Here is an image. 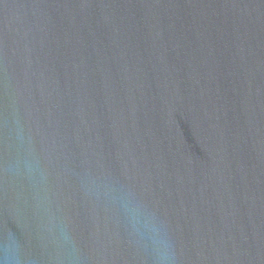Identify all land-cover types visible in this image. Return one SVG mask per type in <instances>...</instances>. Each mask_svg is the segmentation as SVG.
Returning <instances> with one entry per match:
<instances>
[{"label":"water","instance_id":"obj_1","mask_svg":"<svg viewBox=\"0 0 264 264\" xmlns=\"http://www.w3.org/2000/svg\"><path fill=\"white\" fill-rule=\"evenodd\" d=\"M5 240L23 264H264V0H0Z\"/></svg>","mask_w":264,"mask_h":264},{"label":"clouds","instance_id":"obj_2","mask_svg":"<svg viewBox=\"0 0 264 264\" xmlns=\"http://www.w3.org/2000/svg\"><path fill=\"white\" fill-rule=\"evenodd\" d=\"M126 211L133 224V227L136 229L139 236L141 238L148 236L155 244V234L157 233V227L151 218H142L139 209L134 205L128 206ZM0 264H23L22 260L18 256L9 254V246L6 240L2 245H0ZM161 264H163V258H161Z\"/></svg>","mask_w":264,"mask_h":264}]
</instances>
